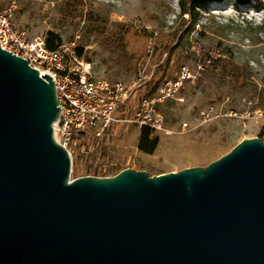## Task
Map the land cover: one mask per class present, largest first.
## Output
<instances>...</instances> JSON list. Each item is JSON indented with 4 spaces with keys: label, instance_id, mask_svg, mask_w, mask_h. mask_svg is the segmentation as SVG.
<instances>
[{
    "label": "water",
    "instance_id": "obj_1",
    "mask_svg": "<svg viewBox=\"0 0 264 264\" xmlns=\"http://www.w3.org/2000/svg\"><path fill=\"white\" fill-rule=\"evenodd\" d=\"M53 80L0 47V264H264V141L70 178Z\"/></svg>",
    "mask_w": 264,
    "mask_h": 264
},
{
    "label": "rangeland",
    "instance_id": "obj_2",
    "mask_svg": "<svg viewBox=\"0 0 264 264\" xmlns=\"http://www.w3.org/2000/svg\"><path fill=\"white\" fill-rule=\"evenodd\" d=\"M11 6L12 23L28 40L74 41L95 78L137 80L122 121L98 137L77 138L71 179L124 168L152 176L203 167L243 139L264 141L260 96L234 84L237 66L249 72L252 87L264 89V0H213L191 15L179 0H0V9ZM217 58L227 75L212 62ZM169 86L175 92L162 97ZM144 97L161 98L156 108L164 118L163 129L151 130L152 153L138 148L142 127L132 122Z\"/></svg>",
    "mask_w": 264,
    "mask_h": 264
},
{
    "label": "built area",
    "instance_id": "obj_3",
    "mask_svg": "<svg viewBox=\"0 0 264 264\" xmlns=\"http://www.w3.org/2000/svg\"><path fill=\"white\" fill-rule=\"evenodd\" d=\"M13 15V6L0 9V47L53 80L59 106L54 137L71 156L80 135L92 133L98 137L110 125L122 121L119 113L133 97L137 80L110 82L95 78L74 41L49 49L44 41L28 40L23 31L14 27ZM175 88L165 87L162 97L170 96ZM160 100L142 98L132 122L155 131L163 129L164 118L156 108Z\"/></svg>",
    "mask_w": 264,
    "mask_h": 264
},
{
    "label": "trees",
    "instance_id": "obj_4",
    "mask_svg": "<svg viewBox=\"0 0 264 264\" xmlns=\"http://www.w3.org/2000/svg\"><path fill=\"white\" fill-rule=\"evenodd\" d=\"M213 0H179V5L181 8L182 13H186L191 15L195 8L203 7L208 2ZM219 1V0H215ZM240 4H247L250 0H236ZM60 43L59 39H52L50 36L46 38V47L49 49H55ZM118 46L125 51V44L123 42V38L120 37L118 40ZM207 58H209V55H207ZM204 62V60L202 61ZM215 65V67L220 66L222 68L223 76L227 75L226 67L222 61L221 58L214 59L212 61ZM235 69H238L239 72L236 74L234 79V84L237 87V89L241 92H247L251 91L253 96H260L258 105L262 110H264V89L258 90L257 87H252L250 81H249V72L244 68H239L237 66H234ZM157 140L153 139L151 137V129L148 127H142L140 139H139V145L138 148L145 152V153H152L156 147ZM73 153H76L75 151Z\"/></svg>",
    "mask_w": 264,
    "mask_h": 264
}]
</instances>
